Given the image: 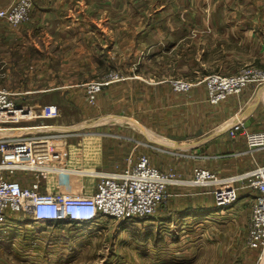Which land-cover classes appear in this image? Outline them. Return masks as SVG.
Instances as JSON below:
<instances>
[{
    "label": "rangeland",
    "instance_id": "374dc122",
    "mask_svg": "<svg viewBox=\"0 0 264 264\" xmlns=\"http://www.w3.org/2000/svg\"><path fill=\"white\" fill-rule=\"evenodd\" d=\"M111 2L108 11L102 0L83 5L75 18L62 12L50 27L34 23L35 0L26 21L0 19V85L31 112L1 124L50 123L47 131L0 130V141L55 135L43 191L92 193L101 175L141 155L181 181L147 216H102L88 225L11 212L0 226V264H264L262 248L249 244L258 191L238 180L239 197L221 206L211 186L205 193L191 183L195 166L221 177L264 166V146L249 150L246 136L264 132V0ZM215 75L244 82L214 101ZM48 103L59 106L57 117L41 115ZM236 117L244 129L233 137L225 129ZM237 140L246 147L233 169L215 157L232 152ZM13 177L36 180L30 170ZM175 194L200 200L201 210L171 213Z\"/></svg>",
    "mask_w": 264,
    "mask_h": 264
},
{
    "label": "built area",
    "instance_id": "2783aa9c",
    "mask_svg": "<svg viewBox=\"0 0 264 264\" xmlns=\"http://www.w3.org/2000/svg\"><path fill=\"white\" fill-rule=\"evenodd\" d=\"M32 3L33 0H18L9 8L1 9L0 18L18 25L30 17ZM243 82L244 79L239 77L212 76L209 88L213 100L238 91ZM11 95L7 88L0 85V130L23 129L1 123L31 117V112L23 109ZM59 112L57 104L48 103L43 106L41 115L55 118ZM239 119L241 118L236 117L232 125L225 129L233 137L244 129L243 121ZM39 126L46 131L49 128L48 124L37 125ZM246 136L249 150L264 146V132H248ZM54 138L53 134H39L28 138H20L15 134L1 139L0 226L8 222V214L14 211L31 215L35 222L65 221L64 224L88 225L98 223L102 216H147L154 213L169 196L170 185L181 181L152 165L147 155H141L121 171L101 175L97 188L92 193L43 191L41 182L51 170V167L44 165V159L54 150ZM19 170L33 171L36 180L27 183L14 178L13 174ZM238 180H247V186L258 191L251 216L249 244L254 248H262L260 260L264 263V166H258L241 175L224 177L218 176L211 169L195 166L191 183L211 186L215 200L224 206L232 204L239 197V191L234 184Z\"/></svg>",
    "mask_w": 264,
    "mask_h": 264
},
{
    "label": "crops",
    "instance_id": "0c3cea01",
    "mask_svg": "<svg viewBox=\"0 0 264 264\" xmlns=\"http://www.w3.org/2000/svg\"><path fill=\"white\" fill-rule=\"evenodd\" d=\"M14 1L15 0H0V9L9 6ZM111 1L112 0H102V2L105 3V6L103 8H100V9L105 8V11H108L109 8L106 6L108 4H113ZM95 2H96V0H35V16L37 19L36 20L33 19V21L37 26L49 25L48 27H50L53 24H55V21L57 23H59V21L63 19L61 17L62 15L60 13H62V12L69 13L70 16L75 18L76 15L81 11L83 5H85L86 8H89V7H92V5ZM98 10H99V8H98ZM44 124H50V123H44ZM21 128H23V129L37 128V125L25 126V127H21ZM38 128H43V127H38ZM42 130L46 131V129H42ZM222 133L223 132H219L212 137L215 138ZM212 137H209V138H212ZM218 139L219 140H216L217 141L216 144L223 145L225 143L222 141V140H224L223 138H218ZM241 141H243V140H241ZM232 143L236 144V148H234V147L231 148L232 152L227 154L226 152L222 151V153L216 154L215 158H220V160L224 159V162L229 161L230 166L233 169H235V161H236V159L240 160V157H241L240 153L242 152V149L246 146L241 148V146L238 145L240 143L242 144V142H240V140L234 141ZM214 163H217V162H214ZM220 164L223 166V162H221ZM115 166H117V165H115ZM115 166H112V169H114L113 167H115ZM119 166H122V165H119ZM222 168H224V167H222ZM225 168H227V167H225ZM173 187H174V189L176 188L175 186H173ZM194 188H197V187H194ZM174 189H172V191ZM201 189L204 190L205 193L208 192L207 190H205V189H207V188H205V186H203V188H199V190H201ZM170 190H171V188H169V191ZM170 196H171L170 197L171 208L173 209V211H171V213L174 212L175 215H181V216L188 215L189 217H193L192 216L193 214H195L199 210H201L200 208H201L202 202H200V200H198V199L193 201V200H190L188 197L187 198L185 197V198L180 200L178 198L179 195H177V194H175V196L174 195H170Z\"/></svg>",
    "mask_w": 264,
    "mask_h": 264
}]
</instances>
